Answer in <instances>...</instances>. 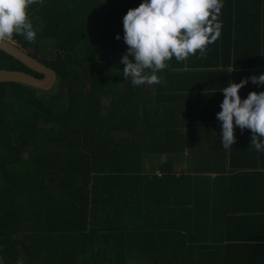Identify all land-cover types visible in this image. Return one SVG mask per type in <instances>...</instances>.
I'll return each mask as SVG.
<instances>
[{
  "label": "trees",
  "instance_id": "trees-1",
  "mask_svg": "<svg viewBox=\"0 0 264 264\" xmlns=\"http://www.w3.org/2000/svg\"><path fill=\"white\" fill-rule=\"evenodd\" d=\"M232 1L223 0L218 15L217 49L187 62L173 57L160 84L140 86L122 77L120 60L122 17L141 0L27 7L37 42L10 38L58 79L48 91L0 83L4 264H241L228 260L234 248L226 242L235 235L227 236L226 213H211L226 207V166L205 139L192 142L189 134L195 121L207 129L219 122L229 79L264 73V0ZM227 40L232 54L220 49ZM3 69L43 78L0 50ZM173 92L189 103L176 119ZM186 153L180 173L163 161Z\"/></svg>",
  "mask_w": 264,
  "mask_h": 264
},
{
  "label": "clouds",
  "instance_id": "clouds-1",
  "mask_svg": "<svg viewBox=\"0 0 264 264\" xmlns=\"http://www.w3.org/2000/svg\"><path fill=\"white\" fill-rule=\"evenodd\" d=\"M37 0H0V39L14 33L31 42L36 33L27 16V7ZM223 0H141L122 17L123 41L127 45L120 63L122 77L133 86L160 84L158 75L173 57L179 62L190 55L203 56L207 46L221 34L218 20ZM117 40L121 39L117 34ZM131 57V58H130ZM232 71V70H231ZM230 71V72H231ZM264 85V73L228 82L216 119L221 122V143L227 150L235 143L234 126L250 130V147L264 152V91L249 92L241 98L239 91L248 82ZM0 264L4 261L0 259ZM16 264H24L18 259Z\"/></svg>",
  "mask_w": 264,
  "mask_h": 264
},
{
  "label": "crops",
  "instance_id": "crops-1",
  "mask_svg": "<svg viewBox=\"0 0 264 264\" xmlns=\"http://www.w3.org/2000/svg\"><path fill=\"white\" fill-rule=\"evenodd\" d=\"M234 2V0L232 1ZM127 5H135L133 3ZM233 3L229 4V6ZM117 34H115L116 37ZM120 35V34H119ZM248 39L247 35L244 37ZM228 41V40H227ZM232 42V41H230ZM229 41L220 46L221 51L234 53L236 47ZM215 43L209 44L207 48L212 49ZM214 45V46H213ZM213 48V49H217ZM223 48V49H222ZM208 49V50H209ZM199 55L195 54V56ZM196 60V57H195ZM187 62L188 60L185 59ZM186 69L188 67L186 66ZM232 70V69H230ZM234 82L229 79L228 82ZM252 86H256V92L264 91V85L257 86L253 83H247L244 86V93L241 97L246 98L249 92H252ZM182 93V92H181ZM172 99L177 104L173 107L176 111L171 114L175 119V115L180 116L181 113L187 111L188 101L180 98V93L173 92ZM191 99V98H190ZM217 99V98H216ZM222 97L218 101H222ZM195 101V100H192ZM177 107V108H176ZM193 117L197 116V112L192 113ZM179 121H173L178 123ZM221 122H214L211 129L203 127L199 122L192 123V130L189 132L191 141L197 139H205L207 147L218 151V163L226 166V207L215 208L212 214L226 213V233L228 237L235 235L234 238L228 239L227 246L234 248L233 259L229 262L241 264H264V152H258L250 147L251 132L245 129L243 133L238 127L234 126L235 143L231 148L225 150L221 143ZM179 132L184 133L185 127L182 123L178 124ZM185 135V133H184ZM194 140V141H193ZM206 145V144H205ZM225 154V156H224ZM221 157V158H220ZM164 162H173L174 171L180 173L182 169L189 166L188 153L182 157L164 156ZM220 221L218 220V223ZM233 233V234H232ZM227 260V261H228Z\"/></svg>",
  "mask_w": 264,
  "mask_h": 264
},
{
  "label": "water",
  "instance_id": "water-1",
  "mask_svg": "<svg viewBox=\"0 0 264 264\" xmlns=\"http://www.w3.org/2000/svg\"><path fill=\"white\" fill-rule=\"evenodd\" d=\"M0 50L11 55L30 70L43 75V78H37L26 72L3 69L0 70V83H18L44 91L56 85L57 73L46 66L41 57L29 54L11 38L0 39Z\"/></svg>",
  "mask_w": 264,
  "mask_h": 264
},
{
  "label": "rangeland",
  "instance_id": "rangeland-1",
  "mask_svg": "<svg viewBox=\"0 0 264 264\" xmlns=\"http://www.w3.org/2000/svg\"><path fill=\"white\" fill-rule=\"evenodd\" d=\"M39 3H40V2H39ZM26 11H27V9H26ZM37 16H38V15H37ZM29 17L32 18V15L29 16ZM35 27H36V26H35ZM16 36H17L16 34H13V35H12V37H16ZM12 37H11V38H12ZM22 41H24V43L26 42V40H23V39H22ZM40 41H41V40H40ZM15 42H16V41H15ZM31 42L34 43V42H37V41H36V40H35V41L33 40V41H31ZM46 48H47V46L45 47V50H46ZM25 49H26V50H29V48H24V50H25ZM30 51H33V50L30 49ZM46 52H47V51H46ZM105 103H106V104H109V103H108V100L105 101Z\"/></svg>",
  "mask_w": 264,
  "mask_h": 264
}]
</instances>
